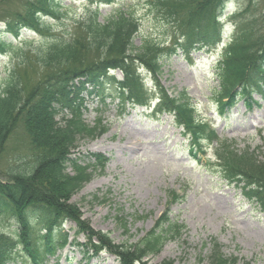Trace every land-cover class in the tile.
<instances>
[{
    "label": "trees",
    "instance_id": "16d2710c",
    "mask_svg": "<svg viewBox=\"0 0 264 264\" xmlns=\"http://www.w3.org/2000/svg\"><path fill=\"white\" fill-rule=\"evenodd\" d=\"M89 1L96 6L87 7L85 14L74 17L69 26L66 20L72 7L62 0H25L20 8L4 10L0 16L4 30L0 31V54L18 58L0 89V158L10 135L23 122L32 160L23 169L12 166L7 171L8 179L0 180V215L8 216L19 227L13 234L0 231V264L58 261L59 251L73 243L63 232V225L73 221L79 233L85 227L68 201L89 183L94 169L104 168V158L97 156L95 163H87L72 150L79 139L108 131L101 118L92 126L82 118L81 95L85 90L91 86L103 96L105 106L109 98L103 92L105 84L116 81L121 104L130 100L133 105L146 103L139 68H146L156 78L161 75L164 59L176 54L190 58L193 49L219 45L223 39L220 16L233 0H147L169 28V46L166 40L149 36H141V43L136 45L140 22L130 8H114L102 16L101 6H114L117 0ZM253 1L239 4L228 14L237 18L235 31L225 42L216 66V93L222 114L239 99L250 100L254 85L259 89L264 84V11L252 13ZM55 20L60 30L55 29ZM27 31L42 38L26 39L22 33ZM36 41L38 44H33ZM113 69L121 71L123 80L110 76ZM247 104L252 106V100ZM161 105L177 115L192 152L204 153L209 143L217 144L219 173L230 184L244 189L248 199L264 213V160L258 154L264 149L240 150L221 138L210 122L199 116L185 91L179 97L166 96ZM175 195L171 192L170 200H175ZM117 223L128 231L126 216H118ZM183 227L164 216L136 244L111 245L102 234L104 243L95 251L108 246L124 264L136 260L143 263L148 256L157 255L170 237L181 236ZM91 236L97 235L93 232ZM213 245L211 264H236L237 258L224 256L217 242Z\"/></svg>",
    "mask_w": 264,
    "mask_h": 264
},
{
    "label": "rangeland",
    "instance_id": "374dc122",
    "mask_svg": "<svg viewBox=\"0 0 264 264\" xmlns=\"http://www.w3.org/2000/svg\"><path fill=\"white\" fill-rule=\"evenodd\" d=\"M24 2L0 0V16L6 10L15 11ZM62 2L72 7L70 18L66 20L68 26L74 17L81 18L87 7L96 6L89 0ZM147 2L117 0L114 6L103 4L100 9L102 16H107L114 8H130L140 22L136 45L141 43V36H149L166 40V46H169L172 41L169 28ZM247 2L250 0H233L226 9L231 12ZM253 4L252 13L257 15L264 11V0H254ZM236 18L223 19L224 42L234 33ZM53 22L57 24L56 20ZM2 25L0 22V28ZM54 27L60 30L59 23ZM22 34L26 39L42 38L40 34L28 31ZM221 48L193 49L190 59L182 54L164 59L161 75L156 78L146 68L139 69L141 84L145 91L148 90V100L152 101L151 110L160 118L151 110L146 111L145 106L131 104V100L121 104L120 95L118 99L115 97L116 92H120L114 84L116 81L105 84L103 92L109 97L105 107L92 88L83 93L82 106L86 108L83 119L92 126L102 112L101 118L108 131L78 140L72 153L87 163L104 158L105 166L94 169L89 183L68 201L85 227L77 232L80 235L76 237L73 221L63 225V232H67L69 240L74 239L75 244L70 243L60 250L58 261L51 259L49 264H124L108 246H104L101 252L95 251L97 245L104 243L102 234L108 237L111 245L136 244L164 216L184 225L181 236L170 237L157 255L143 260L145 263L136 260L133 264H211L214 242L221 245L224 256L237 258L236 264H264V213L248 199L244 189L230 184L219 173L220 163L215 155L217 144H208L203 154L195 150L191 152L189 139L175 116L157 111L159 106L155 108L162 96L170 97L185 91L197 107L199 116L210 121L217 135L240 150L260 147L263 150L264 84L259 87L263 92L253 86L252 106L244 97L227 114L222 116L219 112L216 66ZM17 63L18 58L0 54V89L11 67ZM111 74L115 79H123L119 70ZM24 129V123L20 122L8 139L0 158V180L8 179L7 171L12 166L23 169L32 162L29 155L31 144ZM258 154L264 160V152ZM171 192L176 194L175 200H170ZM123 215L129 221L128 231L117 223V217ZM17 227L8 216L0 215L1 232L13 234ZM38 229L36 227V232ZM93 232L97 235L94 238L91 236Z\"/></svg>",
    "mask_w": 264,
    "mask_h": 264
}]
</instances>
